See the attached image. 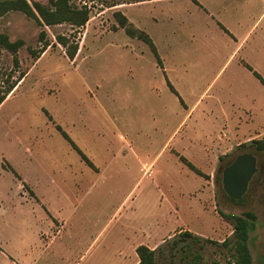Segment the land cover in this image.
I'll use <instances>...</instances> for the list:
<instances>
[{
    "label": "rangeland",
    "instance_id": "rangeland-1",
    "mask_svg": "<svg viewBox=\"0 0 264 264\" xmlns=\"http://www.w3.org/2000/svg\"><path fill=\"white\" fill-rule=\"evenodd\" d=\"M70 1L89 9L84 26L40 25L18 10L0 17V32L24 41L18 67L0 47V84L24 73L0 104V264H137L139 244L155 250L151 264H234V226L221 213L246 212L252 264H264V149L242 141L264 138V86L239 61L264 78V0L126 9L174 69L179 96L149 46L114 16L139 0ZM217 21L237 37L249 31L234 58ZM41 30L50 44L34 56ZM58 34L78 42L73 59ZM242 152L256 156L257 171L238 202L221 176Z\"/></svg>",
    "mask_w": 264,
    "mask_h": 264
},
{
    "label": "trees",
    "instance_id": "trees-1",
    "mask_svg": "<svg viewBox=\"0 0 264 264\" xmlns=\"http://www.w3.org/2000/svg\"><path fill=\"white\" fill-rule=\"evenodd\" d=\"M10 10L21 11L25 15L35 19L40 25L51 26L67 22L72 26H75L76 28L82 27L86 24L89 19L90 12L85 5L77 6L70 0H48L47 4L41 3L39 1L29 2L28 0H0V17ZM114 16L116 17L118 25L124 29L127 35L133 38H138L149 46L153 55L156 57L157 63L161 65V59L151 37L145 31L135 27L120 11H115ZM44 34V30H41L39 33V40L42 42V46L40 47L39 51L30 49L31 53L34 56H39V54L44 52L47 46L50 44L47 40H45ZM56 41L64 47L67 57L73 59L79 47L78 42L75 39H70L68 36L62 34L56 35ZM23 44L24 41L22 39L18 38L15 40H10L6 33L0 32V47L7 49L12 54V60L15 67L19 66L17 52ZM247 67L264 85V78L256 70H253L249 65H247ZM23 76L24 73L20 72L18 77L12 80L11 72L7 74V76L2 81V84H0V104L6 99L7 95L15 88V86L23 78ZM170 88L173 92L176 93L172 86H170ZM56 128L70 143L71 147L79 153L84 162L91 168L95 169V166L93 165L91 160L70 138L67 132L64 131L60 127V125H56ZM251 143L257 150L264 149V138L253 139L251 140ZM180 158L190 169L200 175H203V173L184 156L181 155ZM12 171L14 172V170ZM242 198L231 199L239 202L242 200ZM221 215L232 222L234 226L235 239L233 263L252 264L251 254L248 246L249 222L246 219L252 218V215L249 212H246L244 214L245 216L224 213H221ZM184 233L189 235L191 234L189 231H185ZM135 251L138 256L137 264H151L153 262L155 256L154 249L148 247L145 244H139L135 248Z\"/></svg>",
    "mask_w": 264,
    "mask_h": 264
},
{
    "label": "crops",
    "instance_id": "crops-1",
    "mask_svg": "<svg viewBox=\"0 0 264 264\" xmlns=\"http://www.w3.org/2000/svg\"><path fill=\"white\" fill-rule=\"evenodd\" d=\"M154 1H156V0H139V1H131V2H127V3H125V6H124V8L122 9V10H117V11H120L122 14H124L126 17H127V19L135 26V27H137V28H139V29H141V30H143V31H145L146 30V26L144 25V22L143 23H141V21H133L132 20V17H130L129 15H128V12L126 11V9L127 8H130V7H134V6H141V5H145V4H147V3H150V2H154ZM194 1V3L195 4H199V2L197 1V0H193ZM119 3H116L115 5H118ZM200 5V4H199ZM201 6V5H200ZM121 9V8H120ZM213 17V16H212ZM152 19H155V18H152ZM138 22H140V23H138ZM137 25H135V24ZM217 24H218V26L225 32V33H227L232 39H233V41L235 42V46H234V48H233V50H232V52L230 53V55H229V59L230 58H234V57H236L239 53H240V51L245 47V43H246V41L248 40V35H249V31L247 32V33H245L244 35H242L241 37H237L236 35H234L232 32H230L221 22H219V21H217ZM138 26H140V27H138ZM146 32V31H145ZM147 33V32H146ZM148 34V33H147ZM149 35V34H148ZM150 36V35H149ZM152 39V38H151ZM153 41V40H152ZM156 46V45H155ZM156 49H157V47H156ZM152 52V51H151ZM157 52H158V50H157ZM159 54V53H158ZM240 56V55H239ZM161 59V58H160ZM239 61L245 66V67H247V65H249L246 61H245V59L244 58H242L241 56L239 57ZM161 65L160 64H158L157 63V66L159 67V69H160V71L162 72V75H163V80H164V82H165V84H167V86L170 88V86H172L173 88H174V90L176 91V93L175 92H173L172 90H171V88H170V90L172 91V93H174L176 96L178 95L179 96V93H178V90H177V88H176V86H175V84H174V82H173V78H172V76H171V74H170V71H174V69H170V68H168L163 62H162V60H161ZM250 66V65H249ZM251 67V66H250ZM248 68V67H247ZM252 68V67H251ZM249 69V68H248ZM253 69V68H252ZM250 70V69H249ZM254 70V69H253ZM251 71V70H250ZM251 73H252V71H251ZM253 74V73H252ZM260 74V73H259ZM254 75V74H253ZM255 76V75H254ZM256 77V76H255ZM257 78V77H256ZM258 79V78H257ZM259 80V79H258ZM259 82H260V80H259ZM261 83V82H260ZM262 84V83H261ZM263 85V84H262ZM264 86V85H263ZM204 93H202L201 95H200V97L203 95ZM198 98V99H196V101H194V103H193V105H192V107H191V109H193L194 107H196L197 105H199V101H201L202 99L201 98ZM213 110H211V112H212ZM222 111V110H221ZM220 111V112H221ZM247 112H249V111H246V114H247ZM248 115V119H250V117H251V114H247ZM255 136V135H254ZM254 136H249V137H247V138H245L244 140H242V141H248V140H251V139H254ZM169 148V150L170 149H172V148H175V147H170V143L167 145V147H166V149H168ZM207 149H209V147H204L203 148V151H207ZM178 150H180V149H178ZM206 155V154H205ZM181 156V155H180ZM185 157V156H184ZM186 158V157H185ZM187 159V158H186ZM180 161H182L181 159H180ZM189 161V160H188ZM183 162V161H182ZM191 162V161H190ZM184 163V162H183ZM192 163V162H191ZM185 164V163H184ZM193 165H194V163H192ZM186 165V164H185ZM195 166V165H194ZM188 167V166H187ZM192 170V169H191ZM200 170V169H199ZM193 171V170H192ZM201 171V170H200ZM195 174H197V175H199V176H201V177H203V175H200V174H198V173H196L195 171H193ZM202 172V171H201ZM203 173V172H202ZM204 174V173H203ZM146 245V244H145ZM138 246V245H137ZM136 246V247H137ZM149 247V246H148ZM134 251H135V249H134ZM133 251V252H134ZM136 252V251H135ZM137 254V253H136ZM138 257V256H137ZM136 259V258H135ZM136 262H138V260L136 261Z\"/></svg>",
    "mask_w": 264,
    "mask_h": 264
},
{
    "label": "water",
    "instance_id": "water-1",
    "mask_svg": "<svg viewBox=\"0 0 264 264\" xmlns=\"http://www.w3.org/2000/svg\"><path fill=\"white\" fill-rule=\"evenodd\" d=\"M256 163L253 153L243 152L223 168L222 187L230 198L240 199L246 193L249 182L257 171Z\"/></svg>",
    "mask_w": 264,
    "mask_h": 264
},
{
    "label": "flooded vegetation",
    "instance_id": "flooded-vegetation-1",
    "mask_svg": "<svg viewBox=\"0 0 264 264\" xmlns=\"http://www.w3.org/2000/svg\"><path fill=\"white\" fill-rule=\"evenodd\" d=\"M243 153V152H242ZM252 153V152H251ZM237 156V155H236ZM257 159V158H256ZM256 165H257V163H256ZM244 196V195H243Z\"/></svg>",
    "mask_w": 264,
    "mask_h": 264
}]
</instances>
